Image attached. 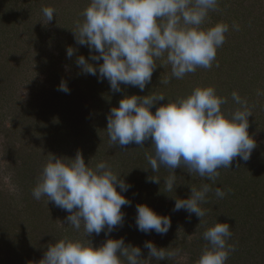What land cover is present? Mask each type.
<instances>
[{
	"label": "rangeland",
	"instance_id": "obj_1",
	"mask_svg": "<svg viewBox=\"0 0 264 264\" xmlns=\"http://www.w3.org/2000/svg\"><path fill=\"white\" fill-rule=\"evenodd\" d=\"M90 0H0V264H39L48 247L59 239L89 240L94 247L107 239L124 238L125 244L139 246L143 257L146 241L158 248L180 249L172 259L152 260L151 264H197L208 242L203 233L217 222L229 223L234 246L226 264H264V0H218L215 11L201 25L209 28L227 23L224 44L217 49L211 68L198 67L182 79L171 78V65L165 56L156 61L151 82L141 91L121 85L112 92L109 82L82 74L76 59H89L90 50L79 45L72 30L83 22L82 12ZM53 7V20L46 21L42 9ZM233 23L239 26L236 30ZM77 49L69 58L68 47ZM97 63L95 61H90ZM102 63V60L99 62ZM217 64L219 66H217ZM70 92L58 90L61 81ZM201 86H214L227 97L222 110L239 108L231 98L237 92L246 99L252 116L248 133L256 147L244 161L236 157L231 169H218L215 183L189 173L187 167L175 169L176 188L167 191L164 179L172 170L161 166L153 173L145 154L154 155L151 141L144 146L129 144L125 149L113 145L107 132V116L125 95L163 94L165 99L189 95ZM80 152L90 166L107 162L113 171L131 185L122 193L131 201L122 206V226L111 233L87 237L67 224L68 212L47 204V197L36 200L32 191L44 165L54 155L67 160ZM147 169V170H144ZM158 176L160 183L146 180ZM211 184L207 214L199 220L184 209L174 211L175 199L190 196L191 187ZM219 187L223 198L215 195ZM119 191V188H117ZM146 204L161 215H168L171 227L166 235L144 233L136 226V205ZM126 264V261H125Z\"/></svg>",
	"mask_w": 264,
	"mask_h": 264
},
{
	"label": "clouds",
	"instance_id": "obj_2",
	"mask_svg": "<svg viewBox=\"0 0 264 264\" xmlns=\"http://www.w3.org/2000/svg\"><path fill=\"white\" fill-rule=\"evenodd\" d=\"M217 4L218 0H90L82 12L83 22L72 30L76 42L87 46L90 55L89 59L79 55L76 65L82 74L97 76L100 81L106 79L112 92H121V85L143 91L158 67L156 61L165 53L164 62L171 65V77L160 83L167 84L173 77L182 79L198 67L211 68L229 31V25L223 22L206 29L201 27ZM42 12L47 25L55 17L56 9L44 7ZM232 27L239 29L235 23ZM76 51L70 46L66 54L71 58ZM58 90L70 92L64 80ZM231 98L240 107L227 113L222 110L228 103L227 97L219 95L214 86H201L185 97L167 99L153 113V106L165 99L163 94L125 95L118 107L110 109L106 129L110 142L122 149L151 141L154 155L145 156L152 172H158L161 166L172 170L164 179L167 191L177 187L175 169L181 165L190 174L197 173L215 183L220 175L218 169H231L236 157L247 161L256 147L248 133L252 112L247 100L235 91ZM146 180L160 183L155 175ZM130 187L107 162L90 166V160L86 163L78 151L67 160L51 155L32 195L36 200L47 197V204L52 202L68 212L67 224L76 230L83 225L84 234L90 237L102 231L108 235L122 226V206L131 204L122 193ZM212 190L208 183L199 189L191 187L188 198L175 199L173 210L184 209L201 221L207 214L201 205L207 202V194ZM215 195L223 198L226 192L217 187ZM136 210L139 231L167 234L171 227L168 215L158 214L146 204H137ZM231 237L227 222H217L205 230L203 238L208 244L197 264H226L234 251L228 243ZM144 248L148 249L146 258L139 246L126 245L123 237L107 239L99 247H94L90 240L64 238L48 247L39 264H151L153 259H172L180 252L178 248H158L151 241H146Z\"/></svg>",
	"mask_w": 264,
	"mask_h": 264
}]
</instances>
